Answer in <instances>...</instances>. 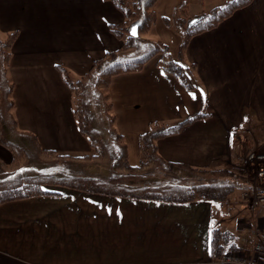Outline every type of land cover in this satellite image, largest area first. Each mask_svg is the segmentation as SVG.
<instances>
[{"label":"crops","instance_id":"obj_1","mask_svg":"<svg viewBox=\"0 0 264 264\" xmlns=\"http://www.w3.org/2000/svg\"><path fill=\"white\" fill-rule=\"evenodd\" d=\"M227 1L158 0L157 22L147 37L167 45L177 60L182 40L164 18L182 6L199 16ZM124 21L109 0H0V36L18 33L9 65L14 114L19 128L34 134L43 149L80 157L91 153L61 69L73 81L84 76L96 60L122 46L110 26ZM180 61L192 91L158 60L113 78L117 131L124 139L130 133L140 137L155 122L175 126L203 114L160 139L159 154L196 168H242L244 142L254 141L264 124V0H253L215 29L194 36ZM0 160H12L1 144ZM49 189L59 195L0 206V264H210L212 231L221 230L220 216L231 209L229 198L221 204L201 199L177 204ZM249 229L230 233L223 256L251 254L255 233L264 235L261 212Z\"/></svg>","mask_w":264,"mask_h":264},{"label":"trees","instance_id":"obj_2","mask_svg":"<svg viewBox=\"0 0 264 264\" xmlns=\"http://www.w3.org/2000/svg\"><path fill=\"white\" fill-rule=\"evenodd\" d=\"M109 1L115 4L125 18L123 24L110 26L111 32L123 41L122 46L96 60L91 69L76 81L67 75L66 70L61 69V73L71 91L80 132L95 151L94 157L103 156L107 150L100 139L101 135L93 128L89 118L84 104L83 88L92 84L105 96L112 124L109 135L117 143L116 152L111 156L112 171L107 175L94 176L74 168L70 171L65 166L61 167L60 171H57V167L51 171L52 165L39 164V160L46 154L57 155L58 159H73L72 163L77 160L86 161L92 157L88 155L72 157L43 149L34 134L19 128L14 114V83L9 77L12 48L18 33L11 32L5 38L0 36V144L12 154L10 163L0 160V206L30 198L59 195L49 189L55 186L141 201L183 204L201 199L217 204L226 202L237 188H245L248 180L245 174L227 166L209 169L174 164L165 160L157 148L160 139L180 133L185 126L206 115L198 114L175 126L153 123L149 130L139 137L140 164L131 165L128 160L127 144L115 127V116L111 113L112 102L106 92L115 76L139 72L150 60L159 56V67L174 76L187 91H192L194 83L187 68L180 61L190 40L194 36L215 29L236 11L249 6L253 0H239V3L236 0H229L209 13L203 12L199 16H193L188 6H182L175 10L171 19L164 18L165 23L175 24L182 40L177 60L172 57L167 45L147 37L157 21L154 8L158 0ZM134 27L137 31L135 37L131 35V29ZM257 190L264 191V187H258ZM231 240V234L213 229L212 261L221 259L224 255V245Z\"/></svg>","mask_w":264,"mask_h":264},{"label":"rangeland","instance_id":"obj_3","mask_svg":"<svg viewBox=\"0 0 264 264\" xmlns=\"http://www.w3.org/2000/svg\"><path fill=\"white\" fill-rule=\"evenodd\" d=\"M167 25L171 26L176 31V26L174 23L173 24L168 23ZM159 57H156L155 59L152 60H158ZM74 77H77L76 80L81 78V76L78 75ZM83 91H85L84 104H86L85 105L86 110L89 114V118L91 119L93 128L96 129L101 135L100 139L105 145V148L107 150L106 153L103 156L100 155V157H94L95 151L92 149L91 153H89L88 155L90 158L92 157V159H88L86 161L77 160L74 163L71 162L73 159L71 160L70 158L69 160L67 158L58 159L57 155L46 154L45 156H43L41 160H39V164L45 166L52 165L51 171H54L56 167L58 168L57 171H60L61 167L65 166L68 167L70 171H72L71 168H74V170L84 171L85 173L91 172L94 174V176L95 175L102 176V174L107 175L112 171L110 164V162L112 161L111 156H113L112 154L116 152V148H117L116 140L114 141L113 138L109 135V133H111L112 130L111 118L109 117L107 112V108L109 104L105 99V96L102 94V92L100 94L99 91L96 90L92 84H89L88 86H86V88H83ZM80 92H82L81 88H80ZM105 92L106 91H104V93ZM107 94H109L110 96V89L106 92V95ZM111 113L114 115L113 110L111 111ZM172 119L175 118L172 117ZM172 121L173 122L171 123H173V125L174 123L178 122V120H172ZM159 123L162 125L171 126L165 124L164 122H159ZM119 125H120L119 122L118 123L115 122V127ZM259 129H261L262 131L255 133V136L253 138L254 141L253 140L248 141L245 139L246 140V142H244L245 146L242 148V152H243L242 156L244 159L243 167L234 168L231 166L232 169L241 171L243 174H245L248 177L247 178L248 180L245 183V188L244 189L237 188L235 191L231 193L229 200L227 202L231 204V209L229 213L220 216V219L222 221V225L220 226V229L224 232H229V234L232 233L237 236H239L240 234L249 233L250 230L249 227L250 228L252 227L253 221L254 219H256L257 213L261 212V217L264 215V200L263 202H260V205H258L257 207L256 206L253 207L249 199V197H251L252 195L255 196L256 193L260 192L259 190H257L258 187H264V158H263L264 124L259 125ZM256 141L263 142V144H261L262 146H255L254 142L256 143ZM125 142L128 146V160L130 164L131 165L140 164L141 152L139 146V136L130 133L128 134V136H125ZM72 157H76V156H72ZM216 207L218 209V206ZM241 223L242 226L239 227L238 224ZM259 235L261 238L264 237V235L262 236L260 233ZM229 256L246 257L244 255H235V254ZM224 258H226V256H222L220 260H214L212 262H214L213 264H219V262Z\"/></svg>","mask_w":264,"mask_h":264},{"label":"built area","instance_id":"obj_4","mask_svg":"<svg viewBox=\"0 0 264 264\" xmlns=\"http://www.w3.org/2000/svg\"><path fill=\"white\" fill-rule=\"evenodd\" d=\"M264 158V156H263ZM252 206L257 207L264 200V193L260 191L255 196L249 197ZM219 264H264V237L261 238L259 233H255V241L252 246V251L249 256H226Z\"/></svg>","mask_w":264,"mask_h":264},{"label":"snow or ice","instance_id":"obj_5","mask_svg":"<svg viewBox=\"0 0 264 264\" xmlns=\"http://www.w3.org/2000/svg\"><path fill=\"white\" fill-rule=\"evenodd\" d=\"M236 2L239 3V0H236ZM131 35L133 37H135L137 35V31H136L135 27L131 29ZM193 98H195V96H193ZM21 171H23V170H21Z\"/></svg>","mask_w":264,"mask_h":264}]
</instances>
